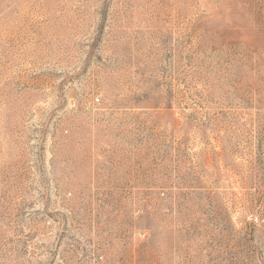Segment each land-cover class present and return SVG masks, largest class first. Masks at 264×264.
Instances as JSON below:
<instances>
[{
	"label": "rangeland",
	"instance_id": "rangeland-1",
	"mask_svg": "<svg viewBox=\"0 0 264 264\" xmlns=\"http://www.w3.org/2000/svg\"><path fill=\"white\" fill-rule=\"evenodd\" d=\"M0 264H264V0H0Z\"/></svg>",
	"mask_w": 264,
	"mask_h": 264
}]
</instances>
